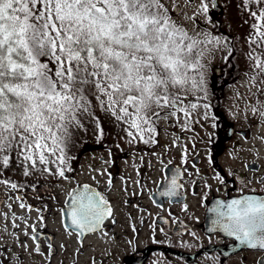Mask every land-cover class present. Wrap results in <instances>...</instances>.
Instances as JSON below:
<instances>
[{"label":"snow or ice","instance_id":"snow-or-ice-1","mask_svg":"<svg viewBox=\"0 0 264 264\" xmlns=\"http://www.w3.org/2000/svg\"><path fill=\"white\" fill-rule=\"evenodd\" d=\"M208 3L201 0L200 12L208 11ZM241 4L254 20L249 41L256 47L248 56L257 75L264 77V0H241ZM192 31L173 19L165 0H0V169L20 160L25 176L38 169L69 179L65 172L70 169L48 165L65 162L62 145L67 144L69 129L82 127L83 117L95 119L96 108L127 124L132 141L144 144L159 143L157 121H175L193 131L189 122L203 126L202 120H215L207 111L205 64L200 58L205 50L211 51L208 45L221 40L207 32L193 36ZM251 111L264 118V107ZM181 159L187 163L185 154ZM215 178L227 187L224 175L216 172ZM259 182L264 184V178ZM178 188L183 185L173 175L161 194L175 196ZM69 197L60 209L61 219L82 248L80 238L102 230L113 209L89 185L73 189ZM209 211L214 216L210 232L264 251V197L217 200ZM31 239L35 247L20 241L23 250L29 255L41 253L38 237ZM48 247L54 254L53 246ZM7 252L0 246V253ZM0 264H11V257L6 260L0 254Z\"/></svg>","mask_w":264,"mask_h":264},{"label":"rangeland","instance_id":"rangeland-1","mask_svg":"<svg viewBox=\"0 0 264 264\" xmlns=\"http://www.w3.org/2000/svg\"><path fill=\"white\" fill-rule=\"evenodd\" d=\"M200 2L201 0H191V3H188L187 0H165L166 5L173 14V19L178 20L180 23L184 24V26L188 27V29H194V31L190 33L193 36L197 33L210 32L207 26L210 25L208 18L209 12L212 10V4L211 2L208 3V0H205V2L208 3V11L202 13L200 12ZM219 3L220 9L218 11L221 13L220 15L223 17V21L225 20L224 22L228 23V25L233 28L234 32L239 34L240 41L243 45V53L241 52L240 55L246 60L245 64L248 68L247 72L244 73L235 84H228L224 91V116L229 123H231L234 131L229 136L228 140L222 142V145H218L217 149H215L214 146L216 152L223 151L219 155V157H221L220 160L219 157L214 158L207 156L208 151L206 148L210 145L207 133L215 129L213 126V119L209 118L201 121L203 126H200V124L193 125L189 122V127L194 128L193 131L184 130L182 127L177 126L175 121L169 124L167 121L162 120V129L158 136L160 140L158 144L160 145L155 148L150 146L144 147L142 143L137 145L136 141L127 139L121 140V144L116 146H88L80 153L81 158L75 160L74 163L68 167L70 171L67 173H72L73 175L67 180L56 175H49L48 173L42 174L40 171L33 170L28 176H25L20 166H10L7 169H0V181L4 178H9L17 182V187L15 189L11 187V184L6 185L0 183V208L2 209L0 215V237H2V239H0V246L8 249L7 253L0 254L4 255L6 260L8 257H11V264H32L33 262L43 264L42 262L46 261L49 257L48 254H37L35 252L29 255L23 250L20 241H22V237H25V229L24 226H22L20 230H12L14 217L12 207H9L11 203L22 202L25 204H32L50 201L52 202L53 218L55 217L54 212L57 211L61 200L64 199L65 195L68 193L70 185L84 178L93 182L101 181L102 177L105 175L104 169L106 166H109L111 158H114L116 164L119 166L118 170L115 172L116 177L127 176V179L123 180V183H125L124 185L118 182L115 186L117 190H113L109 193V195L113 194L114 197H118L115 199L120 215V222L116 226V229L120 233L118 238H104L100 236V234H97L88 239L89 242L91 241L93 244L90 243L91 245H88L85 249H81L80 257L76 258L74 255L75 244L69 240V235L62 232L60 226L56 227L58 222L56 216V219H50L49 222L50 229H52L54 233L56 232L54 241L58 247L54 251V254L52 253L51 264H61L63 260L64 263L62 264H70L72 262L75 264H121L123 257L126 255V251H128L130 255L137 253L141 254L140 250L144 248L147 243L151 242V240L146 238L143 232L139 237H132V235L138 231L136 227L137 224H134L133 220L125 215V212L130 210V212L136 214V220L138 216L145 217L147 216L146 203L145 201L140 203L143 204V206L133 204L125 205L124 208L121 198L129 195V193H127L128 189L133 187V185L138 189L139 183L136 182H140V179L143 180L142 183L145 187L142 194H146L150 191L158 177L161 164L158 158L161 154L164 155L166 160H173V162L177 163H183L181 159L182 153L185 154L187 163H190L194 157H198L199 162L195 167L192 165V171L197 179H203L205 181L199 187L202 194H205L207 191H219L224 188L215 178L216 174L207 175L205 172L210 165V158H214L217 163L220 162L224 165L227 178L232 179L231 181H227V186H232L234 184L233 179L237 180L235 183L242 189L256 185L254 180L257 172L254 169H247L245 167L246 162L255 160L258 161L260 165H264V140L261 139V137H264V118L253 115L251 111V108L254 106L264 107V91H258V89L264 88V84L261 83L264 77L257 75L256 70L252 67L253 61L248 56V53L256 47L249 41V38L254 36V29L252 28L254 20L244 11L241 0H219ZM177 6L179 11H175ZM197 13H199L198 16L196 15ZM214 45L213 47L208 45L207 48L211 49V51L205 50L204 56L200 58L201 63L205 64L204 71L206 72L205 77L207 80H211V68L214 65L217 66L222 63L221 53H225L229 50V45ZM252 77H255V80H253ZM205 87L207 91L206 99L213 98L217 105L218 102L214 97L219 91H213L211 87L207 85H205ZM207 111L209 117H212L209 109ZM89 130H87L86 133L91 137L93 133ZM241 130H247L248 134H241ZM84 133L85 131H80L81 135ZM209 136L211 138V135ZM173 141H175V146H173ZM110 147L114 149L117 153L116 155L111 153ZM135 149L140 151L134 152L133 150ZM77 152L76 145V154ZM140 153L149 154L145 155L146 157L143 161V155ZM150 159L154 160V165L149 164ZM197 169H199V175H197ZM241 173L244 176H240ZM107 179L105 183H107ZM205 184L210 185V187L205 188ZM19 185L25 186V189H22L23 193L20 191ZM199 198L200 196H198V199ZM136 199H138V201L140 200L139 197H136ZM197 207L196 214L197 211L198 213L202 211L200 203L197 204ZM16 209L22 212L24 210V208L20 207V204H18V208ZM124 229L127 230V234L131 235H128L130 240H126V238L124 239L122 236V231ZM26 240L27 242L25 243H27L28 246L30 245V249L35 247L32 246L30 240ZM69 242L71 246H68ZM7 243L10 246V250L9 247H6ZM62 244L72 249L65 250L61 248ZM186 244L192 246L194 242L189 241ZM94 245H96L95 248ZM99 246H101L102 253L99 252ZM97 249L100 253L97 254L98 259L91 262V257L97 253ZM21 256L23 257L22 262L18 260V257ZM173 258H175L173 254L167 255L162 253L160 257L155 253L152 260L148 259L147 264H157L158 262L161 264H171L170 261ZM251 259L252 256H244V260L247 263H249ZM239 260L242 261L241 258ZM178 264L190 263L180 259ZM249 264H252V262Z\"/></svg>","mask_w":264,"mask_h":264},{"label":"trees","instance_id":"trees-1","mask_svg":"<svg viewBox=\"0 0 264 264\" xmlns=\"http://www.w3.org/2000/svg\"><path fill=\"white\" fill-rule=\"evenodd\" d=\"M220 14L221 13L219 11L211 10L210 25L207 26L209 27V33L211 35L220 38L221 42L219 43V46L229 45V50L225 53H221L222 63L217 66L214 65L211 68V80H207L205 77V85L211 87L213 91H219L218 94H216L214 97V99L218 102L217 105L214 102L213 98L206 99V102L210 105L209 111L211 112L210 115H212V117H214V115L218 116V114H220L224 110L223 99L225 97L224 91L226 86L228 84H235L237 80L248 70L245 64L246 60L243 56L240 55L243 49V45L240 41L239 34L235 33L233 28L228 25V23L224 22L225 20L223 21V17H221ZM180 24L184 26V24ZM184 28L188 29L186 26H184ZM211 46L213 47L215 45L213 44ZM252 67H254V65H252ZM94 112L95 119H93L92 117H83L82 127H72L69 129L70 136L67 140V144L66 146L62 145V147L64 148L65 162L63 164H60L59 161H56L55 163L48 165L49 167H64L65 169H68V167L73 164L75 160H79L81 158L80 153L84 150V148H87L88 146H116L121 144V140L123 139L132 140V137L127 135V124L115 120L109 113H106L99 108L94 109ZM214 122L217 125L219 122V125L213 131V134H211V136L220 142L219 145H222V142H224L228 136L226 129L228 125L227 121L219 120L218 122ZM81 130L85 131L83 135L80 134ZM87 130L93 133L91 137L87 135ZM212 137L210 138V140L213 142ZM76 145L78 150L77 154ZM148 145L153 146L155 144ZM110 151L113 155L117 154L112 147H110ZM52 159L55 158L53 157ZM11 166H20V160H16L11 164ZM33 171L39 170L37 169Z\"/></svg>","mask_w":264,"mask_h":264},{"label":"flooded vegetation","instance_id":"flooded-vegetation-1","mask_svg":"<svg viewBox=\"0 0 264 264\" xmlns=\"http://www.w3.org/2000/svg\"><path fill=\"white\" fill-rule=\"evenodd\" d=\"M186 188L187 189V193L189 195L191 194H197V189L194 188V183L192 182L191 185L187 186ZM262 192H264V189L260 190ZM222 195L223 196H226L228 194H230V190H225V191H222ZM186 193V194H187ZM215 194L211 195L209 198H204L203 199V203H201V207L204 212V207L205 205L208 203V201L211 199V197H213ZM131 199L129 200H126L125 202H131L130 201ZM205 204V205H204ZM164 209H166L165 213L167 214L168 211H167V207H163ZM191 210V209H190ZM115 211V210H114ZM163 211V210H162ZM170 212V211H169ZM202 212V214H203ZM126 216L130 219L132 216H133V213L129 211L125 212ZM191 212H188L187 214H190ZM115 214H116V211H115ZM186 214V215H187ZM185 218V222H181L182 225H183V229L184 230H188L189 227L185 224V223H188L189 221V215L187 216H184ZM115 220L114 222L117 221V218H112L111 219V223L110 221L107 223L106 226H104L103 228V231L106 232L107 234H111L113 237H118L119 236V231H117L116 229V225L114 223H112L113 221L112 220ZM160 221L164 222L165 220L163 218H160ZM185 224V225H184ZM193 224V221L191 223V225ZM199 226L201 223H198ZM60 226L61 228H63V221L61 219V216H59V219H58V222H57V225L56 227ZM50 229V228H49ZM51 230V231H50ZM49 230V234L51 235V237H54V232H52L53 230L50 229ZM101 231V232H103ZM172 231L174 233H177L180 231L179 227H175V228H172ZM152 232V229L151 227L149 228V231L148 233H151ZM96 234V233H95ZM94 234H89L88 235V238L93 236ZM127 235V230H123L122 231V236H125ZM213 236V241L212 243L208 244L207 247H205L207 244L205 243L203 246H201V248H199L198 250L196 251H192V252H188V253H179L177 252L176 250H174L178 255L179 257H181L185 262H193L194 264H218L219 260H223L221 264H224V259L228 258V257H231L232 254L234 253H244V252H252L251 250L249 249H246L245 245H242L240 244L238 241H234L232 239H228L226 237H223L221 235H218V234H214L212 235ZM52 245V244H51ZM48 246V244H47ZM53 246V245H52ZM159 247H162V246H159ZM42 247L40 246V249ZM163 248V247H162ZM53 249L55 251V247L53 246ZM51 252V251H50ZM255 252H258V253H262L261 250H256ZM53 253V252H51ZM264 253V252H263ZM70 255V254H69ZM145 252H143L142 254H134L132 256H129V257H123L122 261H121V264H146V259H145ZM258 264V262H257Z\"/></svg>","mask_w":264,"mask_h":264},{"label":"water","instance_id":"water-1","mask_svg":"<svg viewBox=\"0 0 264 264\" xmlns=\"http://www.w3.org/2000/svg\"><path fill=\"white\" fill-rule=\"evenodd\" d=\"M213 2H214V4H216L217 3V0H213ZM83 185H88L87 183H85V184H83ZM82 189V186H80V187H78L76 190L77 191H80ZM92 189H94V188H92ZM95 191H97V190H95ZM256 196V195H255ZM257 197H264V195H259V196H257ZM211 209V208H210Z\"/></svg>","mask_w":264,"mask_h":264}]
</instances>
